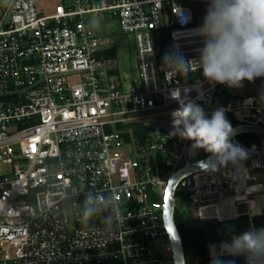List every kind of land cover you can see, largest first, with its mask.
Instances as JSON below:
<instances>
[{
    "label": "built area",
    "instance_id": "obj_1",
    "mask_svg": "<svg viewBox=\"0 0 264 264\" xmlns=\"http://www.w3.org/2000/svg\"><path fill=\"white\" fill-rule=\"evenodd\" d=\"M205 10L204 0H60L51 11L0 0V264H175L165 189L205 151L170 134L171 91L209 115L225 109L236 126L264 127V93L212 87L196 60L187 70L163 62L175 48L197 57L192 30ZM105 15L134 43L130 85L107 55L118 37L99 35L89 18ZM137 123L151 128L142 142L132 136ZM248 152L242 168L189 176L182 191L200 222L247 217L252 227L264 215V140ZM89 193L107 209L85 221Z\"/></svg>",
    "mask_w": 264,
    "mask_h": 264
},
{
    "label": "clouds",
    "instance_id": "obj_2",
    "mask_svg": "<svg viewBox=\"0 0 264 264\" xmlns=\"http://www.w3.org/2000/svg\"><path fill=\"white\" fill-rule=\"evenodd\" d=\"M204 2L203 19L192 30L199 42L197 57L186 58L175 48L165 54L163 62L187 70L196 60L203 79L212 87L238 89L246 81L264 79V0ZM174 13L182 15L183 10L179 8ZM170 98L178 104L170 113L173 129L170 134L190 141L193 150L208 153L207 161L201 162L207 170L218 171L229 164L237 169L243 167L249 152L233 142L236 129L225 109L217 108L209 115L201 104L187 95L181 97L179 91L172 90ZM100 204L99 195H85L82 218L89 221L107 209ZM224 256L243 257L245 264H264V227L252 226L233 234L219 244L218 250L216 245H210V264H236L235 259L225 260Z\"/></svg>",
    "mask_w": 264,
    "mask_h": 264
},
{
    "label": "trees",
    "instance_id": "obj_3",
    "mask_svg": "<svg viewBox=\"0 0 264 264\" xmlns=\"http://www.w3.org/2000/svg\"><path fill=\"white\" fill-rule=\"evenodd\" d=\"M169 39L157 41V50L159 53L167 52L169 47ZM109 58L117 59V45L110 49L107 53ZM262 93L251 92L250 95H259ZM235 127L236 124L232 123ZM133 129V138L138 142H142L147 136L151 128L142 123H137L131 126ZM263 137L252 133L241 134L235 137L234 141L240 142L243 146L252 147L260 145ZM209 154L204 153L203 157ZM176 199H182L185 203L183 210L175 209V223L180 234L185 252L186 264H210L209 247L212 243H218L229 239L233 234H238L249 229L250 224L247 217L245 223H240L241 218L235 221L226 222H200L195 212L186 204V196L182 190H178L175 195ZM236 264H243L238 259H235ZM103 264H115L114 262H105Z\"/></svg>",
    "mask_w": 264,
    "mask_h": 264
},
{
    "label": "rangeland",
    "instance_id": "obj_4",
    "mask_svg": "<svg viewBox=\"0 0 264 264\" xmlns=\"http://www.w3.org/2000/svg\"><path fill=\"white\" fill-rule=\"evenodd\" d=\"M60 0H38V8L43 9L45 11H51L52 8L59 2ZM95 25L96 32L105 37L106 39H111L114 36H117L119 39V43L117 44V63L115 64L119 69L121 78L127 79L129 85L133 80L137 77V70L135 64V55H134V43L133 41L124 36L119 30L118 23L115 19H111L109 16L103 17H89ZM238 95L247 96L250 95L251 92L255 93H264V79H257L254 83L245 82L242 88L236 89ZM126 155H130V148L128 146L122 149ZM182 199H176V209L183 210L185 208V203ZM246 218L242 217L240 223H245ZM254 226L264 227V215L261 217H257L253 219ZM250 228V227H249ZM166 241V240H165ZM164 241V242H165ZM219 243V242H218ZM216 243H212L211 245H216ZM209 258L210 257V247H209ZM227 260V259H225ZM196 264V263H193Z\"/></svg>",
    "mask_w": 264,
    "mask_h": 264
},
{
    "label": "water",
    "instance_id": "obj_5",
    "mask_svg": "<svg viewBox=\"0 0 264 264\" xmlns=\"http://www.w3.org/2000/svg\"><path fill=\"white\" fill-rule=\"evenodd\" d=\"M236 129V135L233 137V142L238 143L243 146L240 142L234 141L235 137L241 134L252 133L257 136L264 138V127L252 126V125H238L233 127ZM248 150V147L243 146ZM256 146H252L250 151H254ZM209 156V155H208ZM207 157L202 158L201 160L195 163H186L180 169H178L169 179L168 184L165 189L164 194V209H163V221L165 230L168 235V240L170 244V251L173 255L175 264H186L184 247L180 234L178 232L176 223H175V209H176V192L178 190H184L190 184L189 176L198 172H209L201 162H206Z\"/></svg>",
    "mask_w": 264,
    "mask_h": 264
}]
</instances>
